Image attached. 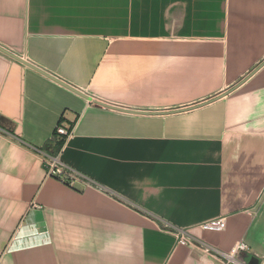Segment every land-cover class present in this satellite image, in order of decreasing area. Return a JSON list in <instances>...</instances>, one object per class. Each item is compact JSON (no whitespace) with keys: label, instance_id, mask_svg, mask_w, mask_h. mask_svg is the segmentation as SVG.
<instances>
[{"label":"crops","instance_id":"obj_1","mask_svg":"<svg viewBox=\"0 0 264 264\" xmlns=\"http://www.w3.org/2000/svg\"><path fill=\"white\" fill-rule=\"evenodd\" d=\"M0 46L89 97L0 51V264H264V0H0Z\"/></svg>","mask_w":264,"mask_h":264},{"label":"built area","instance_id":"obj_2","mask_svg":"<svg viewBox=\"0 0 264 264\" xmlns=\"http://www.w3.org/2000/svg\"><path fill=\"white\" fill-rule=\"evenodd\" d=\"M59 138L64 139L65 143L68 139L71 138L73 131L67 129L65 126H59L56 131ZM57 154H50L45 150L36 151L42 156L44 166L47 170V175L49 177H54L58 179L61 183L72 186L76 181L84 180L88 186L101 188L100 185L95 183L94 181L87 179L80 175L75 170L67 167L61 160V152L63 148ZM33 207H37V205H33ZM204 231L210 232H222L227 227V222L225 217H219L212 219L210 221L204 222L198 225ZM163 230L170 231L176 237L177 243L183 246H191L202 250L203 252L209 255H215L219 257V253H216L212 248L208 247L205 243L201 242L197 238L191 236L187 230L172 227L169 224L164 225ZM248 250L246 243L240 242L229 254H221L226 261V264H248L240 261L238 258L239 254Z\"/></svg>","mask_w":264,"mask_h":264},{"label":"water","instance_id":"obj_3","mask_svg":"<svg viewBox=\"0 0 264 264\" xmlns=\"http://www.w3.org/2000/svg\"><path fill=\"white\" fill-rule=\"evenodd\" d=\"M0 51H2L3 53H5L6 55H8V56H10V57H12L14 59H16L17 61H19L21 63H24V64H26V65H28V66H30V67H32V68H34V69L42 72L43 74H45V75L49 76L50 78L54 79L55 81H57L58 83L62 84L66 88L70 89L71 91H73V92H75V93H77V94H79L81 96H84V97L89 98L81 90H78V89L72 87L71 85H69L68 83H65V82L61 81L60 79L56 78L55 76L46 73L44 70H42L39 67L33 65L32 63L26 61L24 58L20 57L19 55L15 54V53H13L11 51H9L8 49L0 46ZM257 70H258L257 68L254 69V71H252L240 84H242L243 82H245L246 80H248L251 76H253L257 72ZM240 84H238V85H240ZM95 102L98 105H102V106L114 108V107H111L110 105H107L106 103H102L100 101H95ZM119 110H123V111H126V112H134V111H128V110H124V109H119ZM141 113H143V112H141ZM143 114H151V113H143ZM249 264H259V260L257 258H255V257H253V258L250 259Z\"/></svg>","mask_w":264,"mask_h":264},{"label":"trees","instance_id":"obj_4","mask_svg":"<svg viewBox=\"0 0 264 264\" xmlns=\"http://www.w3.org/2000/svg\"><path fill=\"white\" fill-rule=\"evenodd\" d=\"M55 138H56V141H57V150L54 151L53 154H57L62 149V147L64 146V143H65L64 139L59 138L57 133H56V137ZM45 151L48 152L47 150H45Z\"/></svg>","mask_w":264,"mask_h":264}]
</instances>
